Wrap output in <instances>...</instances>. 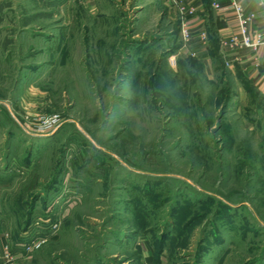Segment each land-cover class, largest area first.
<instances>
[{
  "label": "rangeland",
  "instance_id": "obj_1",
  "mask_svg": "<svg viewBox=\"0 0 264 264\" xmlns=\"http://www.w3.org/2000/svg\"><path fill=\"white\" fill-rule=\"evenodd\" d=\"M185 18L172 0H0L15 264L140 263L145 235L169 264H264V96L185 52ZM46 219L60 240L21 256Z\"/></svg>",
  "mask_w": 264,
  "mask_h": 264
},
{
  "label": "crops",
  "instance_id": "obj_2",
  "mask_svg": "<svg viewBox=\"0 0 264 264\" xmlns=\"http://www.w3.org/2000/svg\"><path fill=\"white\" fill-rule=\"evenodd\" d=\"M180 1H182L188 10L194 9L195 11V15H190L188 18L191 36L185 41L186 45H184V51L191 55L198 54L202 56L205 66L211 69L212 74H215L216 67L209 47L210 33L214 31L219 36L226 37L232 31L238 30V20L234 9L231 7V0H221V10L214 9L211 3V14L209 15L205 0ZM210 2H212V0H210ZM245 3L248 10L257 12L255 22L252 24V30L262 33L264 40V0H246ZM218 22L222 24L221 28H218ZM204 35L206 38L203 37ZM219 51L221 52L220 56L224 62L225 68L228 69L236 79V84L239 86L237 90L239 89L242 92L246 91L248 93L247 86H245L243 80L240 79L241 76L254 86V88H257L260 94L264 96V42L257 49L245 47L242 49H233L221 47L220 45ZM59 238L61 237L57 235L54 240L58 241L60 240ZM139 240L137 245L141 247L140 263L134 264H169L166 263V252L160 255L159 260H156L155 250L149 237L143 236L140 237ZM16 246L19 247L18 245ZM19 250H21L20 247ZM33 256L31 257L33 258ZM31 257L25 260H29Z\"/></svg>",
  "mask_w": 264,
  "mask_h": 264
},
{
  "label": "built area",
  "instance_id": "obj_3",
  "mask_svg": "<svg viewBox=\"0 0 264 264\" xmlns=\"http://www.w3.org/2000/svg\"><path fill=\"white\" fill-rule=\"evenodd\" d=\"M175 5L178 6L180 12L186 14V18L181 25V34L184 35L185 41L188 40L190 35V24L188 22V16L195 15L194 9H187V7L180 0H172ZM246 0H231V7L235 11L236 18L238 20V30L232 31L226 37H220V45L225 48H251L257 49L263 42L262 33L252 30V24L255 22L257 12L248 10ZM212 7L217 10H221V0H212ZM206 38V36H203ZM60 119L53 117L49 120H41L40 128L55 130V127L59 125ZM39 128V127H38ZM60 230V221L51 219L42 220L29 226L28 229L22 231L21 237L22 243L18 246L22 248L21 256H28L40 249L43 245L52 240ZM0 264H15L20 255L13 251L11 246L9 234H2L0 237Z\"/></svg>",
  "mask_w": 264,
  "mask_h": 264
},
{
  "label": "trees",
  "instance_id": "obj_4",
  "mask_svg": "<svg viewBox=\"0 0 264 264\" xmlns=\"http://www.w3.org/2000/svg\"><path fill=\"white\" fill-rule=\"evenodd\" d=\"M205 3H207L206 5H207V8H208V12L211 14V11H210L211 2H210V0H205ZM217 26H218V28H221L222 27V24L220 22H218ZM220 37L221 36H219L218 34H216V32H214V31L210 33V42L213 41L212 48H210V53H211V55L213 57L214 63H216V62H222V65L225 67L224 62L222 61V58L220 56V53L221 52L219 51V48H220ZM240 79H242L243 82H244V84H245V86H247L246 88L248 90V94H249V92L251 93L254 90L258 91L257 88H254V86H252L249 82H247L246 80H244L241 76H240ZM258 93H259V95H261L259 91H258ZM28 228L29 227H26L24 230H26ZM146 237H148V236H146ZM20 239H22L21 235H20ZM164 239H166V238L164 237ZM151 242H152V245H153L154 250H155L156 260H159L160 255L163 254L166 251V247H165L166 240H163L162 239L160 241V243L157 244V245L152 240H151ZM138 248H140V250H141V247L140 246ZM13 251H14V249H13Z\"/></svg>",
  "mask_w": 264,
  "mask_h": 264
}]
</instances>
